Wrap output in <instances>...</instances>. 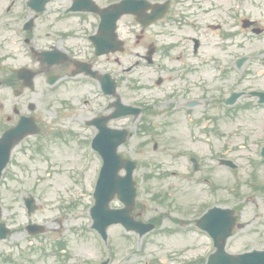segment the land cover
Wrapping results in <instances>:
<instances>
[{"label": "rangeland", "instance_id": "obj_1", "mask_svg": "<svg viewBox=\"0 0 264 264\" xmlns=\"http://www.w3.org/2000/svg\"><path fill=\"white\" fill-rule=\"evenodd\" d=\"M205 3L206 7H209V3ZM213 13L216 16V12ZM213 21L215 19L207 14L206 22ZM208 37L211 41L206 44L208 55L218 54L217 49L210 48L216 40L215 36L211 34ZM237 40L238 44L244 42L246 46L245 49H237L239 54L257 49L264 44L258 43L259 40H253L248 45L241 36H238ZM248 67L250 65L241 68L243 77L242 79H239L240 75L238 77L239 87L264 86V68L253 67L252 74H247ZM208 71L212 74L211 69ZM143 72L145 76L143 82L154 76V73L146 69ZM143 72L139 71L138 75H142ZM206 77L208 78V74ZM252 78L253 80H249ZM167 85L158 89H150L146 86V90L131 92L125 96V102H132L140 94L148 97L160 94ZM177 85L178 83L174 84ZM12 100L10 96H0L1 113L6 112ZM241 101V103L248 102ZM45 105L46 99L43 98L40 102L42 110H47ZM214 113H218V108H209L205 114L208 118L209 114ZM219 115L217 128L223 140L218 143L211 141V143L214 148L222 150H224L223 146L233 147L234 151L229 154H226V151L224 155H227L226 158H234L238 161L239 170L236 173H231L225 167H219L211 159L205 141L194 143L182 114L174 116V125L168 127H160V124L169 122V119L157 117V120H152L151 123L158 127L155 126V130L147 134H139L135 127L132 128L135 130L132 132L134 135L122 150L138 161V169L135 173L139 182L136 200L138 218L147 221L159 216V228L156 232L139 239L134 234L125 233L119 226L110 227L106 247L90 229L91 219L88 212L93 204L91 191L97 161L93 160L87 167L85 165L82 137L89 132L82 130L77 138L69 137L64 144L59 140H52L46 144L44 148L50 158L49 164H46L40 156L24 159L23 163L28 167L29 173H25V177L21 180L5 181L9 187L7 184L0 186L3 217L12 230V234L0 242V264H91L106 257H110V264H189L188 262L193 260L192 257L202 252L205 246L202 247L203 241L195 234L176 233L179 226H185L178 224L176 215L177 211L181 212V209L190 205L189 215H179V217L193 220L200 211V206L195 205L197 200L204 196L203 190L206 187L198 184L199 176L188 180L190 187L185 186L187 182L184 179L190 176L189 165L184 159L188 150L197 153L203 160L205 170L200 174L201 178H208L212 185L219 188L217 203L227 207H238L244 222L248 224L243 230L237 231L231 239L228 250L238 251L252 245L258 248L264 247V194L251 189L256 185L264 186V165L259 163L256 146H253L254 150L251 154L247 152L252 147L250 145L254 134L259 136L264 132V110L239 111L236 116L237 121L233 120L235 113L230 116L223 110ZM130 125L135 124L130 123ZM194 136L198 141L202 138L198 132H195ZM226 142L230 143L226 144ZM155 143L157 148L154 150ZM237 143L239 144L235 145ZM241 146L244 147L242 151ZM48 157L45 159L49 160ZM73 167L74 169L86 167V171L80 175L72 172ZM12 170L15 171L17 168L13 167ZM169 172L176 173V177L167 176L166 173ZM149 173L156 174V179L147 180L146 175ZM253 174L256 180H253ZM236 183L239 184L240 189L232 193H228L229 188L223 187ZM191 191L192 194H189ZM22 192L24 194L32 192L40 205V210L31 220L47 224L49 229L42 239L28 238L24 231L23 226L27 217L22 206L21 200L24 196ZM155 193L166 194L163 203L152 200V195ZM248 195L251 197L247 198ZM118 206L120 204L117 202L112 204V207ZM167 230L175 232L167 233ZM57 241L67 243L68 248L61 256L55 255L51 248L52 242Z\"/></svg>", "mask_w": 264, "mask_h": 264}, {"label": "flooded vegetation", "instance_id": "obj_2", "mask_svg": "<svg viewBox=\"0 0 264 264\" xmlns=\"http://www.w3.org/2000/svg\"><path fill=\"white\" fill-rule=\"evenodd\" d=\"M93 1L106 9L126 0ZM138 1L146 3L133 10L143 24L150 17L148 25L131 13L115 16L116 38L104 48L103 14L71 12L73 0H0V96H16L21 103L1 115L9 126L0 134L21 117L39 120L28 111L33 96H57L61 111V100L71 105L75 124L108 114L111 96L125 101L127 72L142 68L152 69L157 87L168 84L157 96H205L207 35L216 34V43L226 47L208 65L229 69L237 61L232 49L239 46L238 36L246 43L264 37V0ZM207 14L215 21L207 23ZM257 57L264 65V49ZM212 86L213 96H221ZM67 126L47 121L42 131Z\"/></svg>", "mask_w": 264, "mask_h": 264}, {"label": "water", "instance_id": "obj_3", "mask_svg": "<svg viewBox=\"0 0 264 264\" xmlns=\"http://www.w3.org/2000/svg\"><path fill=\"white\" fill-rule=\"evenodd\" d=\"M6 163H7V156L1 155V157H0V171L3 169V167L5 166ZM130 185H131V182H130L129 179H127L126 180V186H130ZM105 188L107 189V191L109 190V187H105ZM112 193H113V191H112ZM133 197H134L133 191L131 193H129V194L126 193L125 196L120 197V199L125 203L126 209L121 210V212H110L109 213V219H110V222L109 223L121 222V223H123L127 227V229H131L132 228V226H131L132 225V220L129 218L128 214H129V212L133 208ZM111 198H112V196L107 195L102 200H100V201L97 202L96 208H100V207L103 208L102 209V215H105L106 212L108 213L107 203H108V201ZM118 215H120V216H118ZM95 227L99 231H102V228L104 226L98 224V222L96 221ZM5 233H6L5 230L2 231L0 233V238L1 237L4 238L5 237ZM227 263H229V262H227Z\"/></svg>", "mask_w": 264, "mask_h": 264}]
</instances>
